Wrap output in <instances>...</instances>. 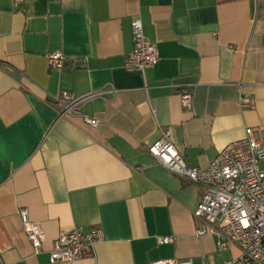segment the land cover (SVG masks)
Returning <instances> with one entry per match:
<instances>
[{"label":"crops","instance_id":"crops-1","mask_svg":"<svg viewBox=\"0 0 264 264\" xmlns=\"http://www.w3.org/2000/svg\"><path fill=\"white\" fill-rule=\"evenodd\" d=\"M135 17L158 50L143 72L124 66ZM54 51L61 68L48 65ZM104 88L58 116L61 91ZM246 128L264 136V0H0V264H220L216 234H195L203 186L147 147L168 131L204 167ZM21 208L44 231L38 253ZM74 227L101 239L79 260L50 262L52 240ZM165 235L174 240L159 243Z\"/></svg>","mask_w":264,"mask_h":264},{"label":"built area","instance_id":"built-area-1","mask_svg":"<svg viewBox=\"0 0 264 264\" xmlns=\"http://www.w3.org/2000/svg\"><path fill=\"white\" fill-rule=\"evenodd\" d=\"M131 29L133 46L126 55L124 66L143 72L158 61V50L143 35L139 18L131 20ZM63 59L60 51L47 55L48 65L52 68H61ZM105 92L107 89L104 88L74 96L61 91L54 97L58 116L71 114L81 102ZM191 97L188 90H183L180 93L181 105L189 107ZM239 103L252 107L254 99L244 94ZM83 119L91 125L99 121L88 115ZM245 132L243 138L222 147L204 167L186 163L168 131H162L159 138L147 147V152L170 172L203 186V193L193 209V216L198 221L195 234L199 236L210 230L217 236V250L236 249L238 252L237 256L231 252L230 258L220 264H264V136L256 140L251 136V128H246ZM19 213L26 238L33 252L38 253L46 241L44 231L37 221L29 219L24 208ZM101 236L102 232L97 227L61 230L52 240L49 261L79 260L92 251ZM157 240L169 243L174 236H159ZM146 264H192V260L163 258Z\"/></svg>","mask_w":264,"mask_h":264},{"label":"rangeland","instance_id":"rangeland-1","mask_svg":"<svg viewBox=\"0 0 264 264\" xmlns=\"http://www.w3.org/2000/svg\"><path fill=\"white\" fill-rule=\"evenodd\" d=\"M237 253H238L237 250L234 249L233 250V256H237ZM218 257H219V259L225 260V259L230 258V253L228 251H223L222 253H220V255Z\"/></svg>","mask_w":264,"mask_h":264}]
</instances>
